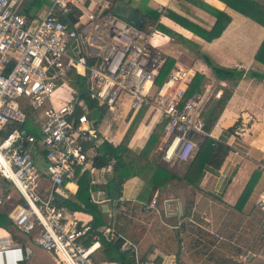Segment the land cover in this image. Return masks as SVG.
I'll use <instances>...</instances> for the list:
<instances>
[{"label": "built area", "instance_id": "1", "mask_svg": "<svg viewBox=\"0 0 264 264\" xmlns=\"http://www.w3.org/2000/svg\"><path fill=\"white\" fill-rule=\"evenodd\" d=\"M80 1L83 4L84 0H51L48 12L31 26L20 12L23 0H0V176L20 200L6 212L12 226L35 235L36 244L57 264H119L93 259L98 243H87L91 225L56 200L61 188L77 184L83 174L88 176L92 202L124 200L121 194L114 200L94 198L91 185L103 182L111 167L95 164L103 139L78 86L68 87L69 99L54 97L59 81L68 73L80 76L86 96L102 109L158 110L167 135L158 150L171 163L189 160L197 146L190 135L205 134L203 94L195 90L187 95L192 78L180 67L157 83L162 58L150 42L156 31L139 29L115 14L112 1L98 11L75 15L69 26L66 14L71 6L79 8ZM172 1L158 0L155 9L164 16ZM72 43L76 54L70 51ZM27 109L34 125L26 123ZM33 126L36 135L29 131ZM9 198V193L4 200L0 197V210ZM142 204L147 211L159 210L156 196ZM256 204L264 213V189ZM103 236L119 240V250L133 264H157L113 226ZM27 251L21 243L0 236V264H20Z\"/></svg>", "mask_w": 264, "mask_h": 264}, {"label": "crops", "instance_id": "2", "mask_svg": "<svg viewBox=\"0 0 264 264\" xmlns=\"http://www.w3.org/2000/svg\"><path fill=\"white\" fill-rule=\"evenodd\" d=\"M111 1L84 0L83 4L80 1L79 8H74L79 12L78 14L98 11L110 4ZM125 1L129 2L130 0ZM134 1L155 9L158 0H131V4L137 8L139 4L135 5ZM50 5L51 0H23L20 12L28 19L31 26H35L48 12ZM169 7L173 13L183 16L205 30H210L215 22L212 9L223 11L230 16V21L221 34L211 40L201 38L166 16H161L159 21L170 28L173 33L183 36L188 41L182 43L178 41L179 47H177L176 44L174 46L165 38L167 34L158 32L165 38V40L162 38L163 43L160 46L166 48L164 50L168 53L165 52L166 55L178 59L175 51L188 52L187 49H189L194 53V55L189 54L187 63H183L180 59L175 60L173 68L180 67L189 70L191 78L195 73L203 75L200 88H198L202 90L203 94L202 106L214 92L215 97L219 98L216 93L219 92L221 95V86L231 88V95L209 133L212 138L228 144L230 150L216 172L206 171L203 173L197 189L189 184L172 180L166 186L155 190L151 199L156 196L158 212L147 211L142 204L151 199L141 198L145 181L139 175H131L123 182L120 194L124 200L121 204L113 201L96 203L89 198L90 202L101 207L103 224L93 228L87 243L97 242L96 249L99 248L101 242L98 239V233L102 236L105 229L113 226L115 230L120 228L125 236L139 245L143 257H153L158 262L157 264H210L217 260L215 254L217 247L211 244L202 249L200 241L202 237L206 236V233L203 235L193 233V236H190V238H195L190 243L187 253L180 250L178 252L176 249L178 244L183 243L181 229L184 225L189 230V234L190 231L201 229L202 225L211 222L209 216L216 206V208L227 209L226 213L234 217L231 219L222 215L220 219L215 220V222L226 225L227 232L231 237L229 242L238 247L235 251L236 247L231 246L234 248H231V254L228 257L233 260L227 261L225 264L264 263V213L259 210L256 204L259 194L264 189V170L262 169L264 168V64L255 59V54L264 38V26L228 7L222 0H173ZM70 12L74 16L77 15L71 10ZM53 13L59 15L58 12L53 11ZM66 22L69 26H73L69 20L66 19ZM155 31L157 32V30ZM156 44L158 45V43ZM196 50L207 54L214 63L220 66L242 71L243 75L235 82L234 86L231 80H217L211 68L199 57ZM254 74H261L263 77H257ZM59 83H62L64 87L59 85V88L57 87L58 89L55 90L54 97L58 99L62 98L65 87H73L67 77H63ZM113 111L115 110L102 109L97 129L103 141L117 145L123 139L137 111L128 110L126 107L123 113L113 114ZM229 128L232 131L229 132ZM158 130H161L160 137L152 147L151 155L147 157V160L154 159L157 163H167V168L174 167V162L163 160L159 153L160 148L167 140V135L160 113L155 108L146 109L129 139L128 147L136 150L137 144L141 146L145 139L149 140L150 136ZM253 172L258 173L257 179L249 195L244 198L243 191ZM110 173L111 168L104 176L106 177ZM100 183H102L101 180L97 182V184ZM97 184L91 185L94 198L98 200L103 197L109 198L105 196L103 190L95 187ZM174 186L176 188L184 186L192 192L193 197L190 198L187 194L185 199V195L177 192ZM77 190L78 183L67 184L65 188H61V193L56 195L57 203L61 205L64 199L76 202ZM175 199H178L180 204L170 201L167 204V212H165L164 201ZM62 206L67 207L80 220L91 225V215L88 212L74 210L66 205ZM103 206H106L105 210ZM179 207H181V214L178 213ZM200 209L203 210L201 214L198 213ZM7 210L5 211L7 212ZM183 212H185V216H182ZM10 225L12 224L10 223ZM177 228L180 229L179 234L175 232L177 230L174 231ZM0 236L29 248L26 259L20 264H41L46 261V264H49L51 260L57 264L50 254L36 244L35 235L23 234L13 227L9 231L0 228ZM205 244L206 242H204ZM96 249L93 257L97 256ZM171 256H174V260L171 259ZM203 258H207V260L202 261Z\"/></svg>", "mask_w": 264, "mask_h": 264}, {"label": "trees", "instance_id": "3", "mask_svg": "<svg viewBox=\"0 0 264 264\" xmlns=\"http://www.w3.org/2000/svg\"><path fill=\"white\" fill-rule=\"evenodd\" d=\"M131 1V0H130ZM128 3H131V2ZM226 5L237 12L243 14L244 16L252 19L253 21L264 26V0H222ZM72 12L78 15V11L74 7L69 8ZM137 13L143 18L142 30H159L167 35L174 34L173 31L162 24L160 19V12L155 10L153 7L148 5L140 4L137 8ZM213 15L215 16V22L210 28V30H205L199 26L194 25L192 22L184 18L183 16L177 15L170 11L164 15L169 19L173 20L175 23L181 25L192 33L200 36L205 40H211L218 37L223 29L227 26L230 21V16L223 12L212 9ZM151 27V28H149ZM181 43L188 41L183 36H179ZM197 49V48H196ZM196 53L202 58L205 63L213 71V75L217 80L220 81H232L234 86L235 82L243 75L242 71L236 68H229L220 66L212 61V59L205 53L196 50ZM255 59L264 64V38L255 54ZM162 65L159 72V78L157 83L162 81L168 73L171 71L175 64V58L172 56L165 55L162 59ZM68 73V79L70 84L75 87L78 86L80 96L86 98L88 102V107L90 109L89 117L92 118V123L97 124L99 116L102 114V108H99L94 100H90L84 91V87L80 85L81 77ZM257 77H263L261 74H254ZM203 80V75L200 73H195L192 77L187 95L191 94L195 90L202 91L200 88V83ZM60 87H64L60 83ZM222 87V92L219 98L215 97V92L204 102L205 104L201 109V117L204 122V132L205 134L192 133L190 136L197 141V146L192 157L184 162V168L181 172L173 170L174 167L167 168V163H157L154 159L147 160L149 155H151L152 147L155 146L157 139L160 137V131L153 133L148 140L147 147L144 151L138 152L128 147V142L133 134L137 124L143 117L145 111L149 106H142L137 110L133 121L130 123L127 131L125 132L123 139L117 145H113L107 141H102L98 146V156L95 158V164L97 167H102L110 164L111 173L106 175L104 182L97 184V188L104 191L105 196L110 199H116L121 193V186L123 182L131 175H139L145 181V187L143 189L142 199L150 200L152 193L161 187L166 186L172 180L178 182L186 183L191 185L193 188L197 189L198 183L206 171L216 172L223 164L225 157L227 156L230 147L228 144L221 140H216L209 136V133L218 118L220 111L223 109L226 101L231 95V88ZM62 98L69 99L68 88H64V93H62ZM27 121L28 125H34L32 121V114L30 109H27ZM26 124V126H27ZM229 132L232 131L231 128L228 129ZM29 131L32 134H37V129L35 126L30 127ZM258 173L253 172L251 179L246 185L243 191V197L245 198L252 190L254 182L256 181ZM3 182H6L3 177ZM11 189L13 187L10 185ZM90 185L88 182V176L83 174L78 180V190L75 194L76 202L69 199H64L61 205H66L71 209L80 210L82 212H88L91 215V227L96 228L98 225L103 224V213L101 207L97 204L90 202L89 200V189ZM9 188H5L3 193L0 194L2 200L5 199L6 194L10 192ZM82 204V205H81ZM185 212L182 216H185ZM10 220L6 215V211L3 208L0 210V228L9 231ZM119 230H121L119 228ZM118 232L122 233V230ZM124 234V233H123ZM98 239L100 240V246L96 249L97 256L93 257L95 261L98 260H110L114 259L119 262V264H133L132 260L128 257L125 252L119 250L120 242L115 239H105L103 235L98 233ZM94 255V254H93Z\"/></svg>", "mask_w": 264, "mask_h": 264}, {"label": "rangeland", "instance_id": "4", "mask_svg": "<svg viewBox=\"0 0 264 264\" xmlns=\"http://www.w3.org/2000/svg\"><path fill=\"white\" fill-rule=\"evenodd\" d=\"M135 5L138 3V1H134ZM140 5V3H138ZM85 10V9H84ZM83 11V10H82ZM83 18V17H82ZM84 19V18H83ZM82 19V21H83ZM159 30H157L156 34L157 35H160L158 34ZM161 32V31H160ZM150 33V32H149ZM152 33V32H151ZM163 33V32H162ZM163 37V36H162ZM170 37V39H168ZM170 43H173V45L175 46V44L178 46V41L180 40V37L179 35L177 34H172V35H167L165 37ZM164 38V40H165ZM162 39V38H161ZM158 43V47L156 48V50L159 52V55L160 57L163 59L164 56L166 55L167 51H164L166 50V48H163L160 46L161 43H163L162 41L161 42H157ZM163 48V49H162ZM171 51H173L171 48H169ZM70 51L72 52V54H76V51H77V48H76V44L75 43H72L70 45ZM188 52H181V51H175V54L177 55V58L180 59V61H182L183 63H187L188 61V57H189V54H192L194 55V53L192 51H190L189 49H187ZM166 52V53H165ZM168 54V53H167ZM169 56V55H168ZM178 59L175 58V60L177 61ZM163 62V60H162ZM59 85L60 83L58 84V88H59ZM57 88V89H58ZM125 111V108H121L120 110L118 111H113L112 113L116 114V113H123ZM112 118V115L110 116ZM121 118V117H120ZM37 128H38V125H37ZM147 144H148V139H145L142 143H141V146L139 147L138 144L135 146V149L138 150L139 152L141 151H144L147 147ZM173 166H174V169L177 171V172H181V170L184 168V162L182 161H176L173 163ZM111 168V167H110ZM184 184V183H182ZM176 191L179 192V193H182L183 196L185 197V199L187 198V194H189L190 198H192V192H190L189 189H186L184 186L183 187H179V188H176V186H174ZM5 188H9L11 189L10 185L7 183V182H3L2 178H0V194L3 193V190ZM10 194V198L9 200L5 201L4 202V205H3V210H7L9 209L13 204H15V202H20V200L18 199L16 193L14 192L13 189L10 190V192H8ZM215 206V205H214ZM227 209H224V208H215L212 210L211 212V215L209 216L211 218V222L209 221L208 223H206V225H202L200 228L201 229H196L194 232L190 231V234H189V230L185 227L181 229V233L183 234V240L181 238V240L183 241V243L181 244L180 243V240L178 241L180 244H178V248L176 249L178 252L179 250L181 252H185L187 253L188 249H189V246H190V243L192 242V240L195 238H190V236H193V233H196V234H205L206 236L205 237H202L201 239V247L202 249L203 248H207L209 247L208 245H211V244H214L217 248L215 249L216 252V256H217V260L211 262L210 264H216V263H219V264H225L227 261H231L233 260V258L231 257H228L230 256L231 252V248H234V247H231V246H235L233 244H231L229 242V239H231L229 233L227 232V227H225L226 225L223 224V223H219V222H215V220H218L221 218V216H225V217H228V218H231V219H234L233 216H231L229 213H226ZM200 212H198L199 214H201L203 212L202 209L199 210ZM233 213V212H231ZM182 219V218H181ZM186 220V218H183ZM186 222V221H184ZM183 222V223H184ZM9 228H13L12 225L9 226ZM177 230V231H175ZM179 230L180 229H174L175 232H177V234H179ZM208 235V236H207ZM233 237H235L233 235ZM204 242H206V244L204 245ZM236 247V246H235ZM238 247L234 248V250L236 251ZM220 253V254H219ZM210 256V255H209ZM208 258V257H207ZM207 258H203L202 261H206ZM156 261V260H155ZM236 262V261H235ZM47 263V261H46ZM46 263H41V264H46ZM156 263H158L156 261ZM49 264H55L54 261L51 260V262H49ZM256 264V263H254ZM260 264H264L263 262H261Z\"/></svg>", "mask_w": 264, "mask_h": 264}, {"label": "water", "instance_id": "5", "mask_svg": "<svg viewBox=\"0 0 264 264\" xmlns=\"http://www.w3.org/2000/svg\"><path fill=\"white\" fill-rule=\"evenodd\" d=\"M111 10L115 14H117L118 16L123 18L124 20H126L129 23H131L132 25L136 26L137 28L140 29L142 27L143 18L140 14L137 13L136 7L134 5H132L131 3H128L125 0H112ZM66 19L69 20L71 23H74L76 21V17L71 12H68L66 14ZM170 201H175V202L179 203L178 199L165 200L164 201L165 212H167V204ZM105 207L106 206H103L104 210H105ZM178 213L181 214V207H179ZM28 253L29 252L27 251V254Z\"/></svg>", "mask_w": 264, "mask_h": 264}, {"label": "bare ground", "instance_id": "6", "mask_svg": "<svg viewBox=\"0 0 264 264\" xmlns=\"http://www.w3.org/2000/svg\"><path fill=\"white\" fill-rule=\"evenodd\" d=\"M161 38H163L161 35H157V34H155V35H153L152 37H151V39H150V41L152 42V44L154 45V46H156L157 47V45L155 44V43H157V42H163V39H161Z\"/></svg>", "mask_w": 264, "mask_h": 264}]
</instances>
